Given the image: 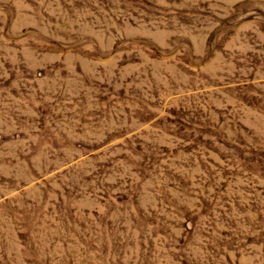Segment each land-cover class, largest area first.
<instances>
[{
	"label": "rangeland",
	"instance_id": "374dc122",
	"mask_svg": "<svg viewBox=\"0 0 264 264\" xmlns=\"http://www.w3.org/2000/svg\"><path fill=\"white\" fill-rule=\"evenodd\" d=\"M0 264H264V0H0Z\"/></svg>",
	"mask_w": 264,
	"mask_h": 264
}]
</instances>
